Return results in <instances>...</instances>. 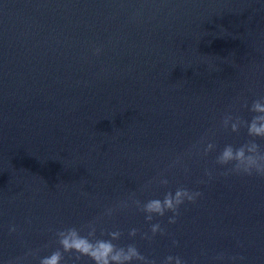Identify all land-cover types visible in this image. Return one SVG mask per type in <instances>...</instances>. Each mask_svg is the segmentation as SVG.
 Masks as SVG:
<instances>
[{
  "label": "water",
  "instance_id": "95a60500",
  "mask_svg": "<svg viewBox=\"0 0 264 264\" xmlns=\"http://www.w3.org/2000/svg\"><path fill=\"white\" fill-rule=\"evenodd\" d=\"M260 97L264 0H0V264H39L91 221L156 264H264V178L215 163L249 139L225 114ZM178 187L202 195L175 224L133 202ZM151 223L165 233L142 239Z\"/></svg>",
  "mask_w": 264,
  "mask_h": 264
},
{
  "label": "clouds",
  "instance_id": "9594fccd",
  "mask_svg": "<svg viewBox=\"0 0 264 264\" xmlns=\"http://www.w3.org/2000/svg\"><path fill=\"white\" fill-rule=\"evenodd\" d=\"M96 51L98 53L100 50L97 49ZM244 107H248L247 103ZM248 110L253 114L250 120L233 116L230 113L223 117L221 121L223 129L230 130L232 133H239L241 128H245L249 139L239 146L225 145L216 156L215 163L226 168V171L222 173L224 175H255L264 178V147L257 142L258 139L264 140V97L253 100ZM215 148L214 143L208 142L203 150V155H208ZM205 174L211 176V172L207 170ZM158 183L167 186L169 180L160 178ZM201 195L202 193L199 191L178 187L174 192H165L162 198H152L146 202L135 199L133 202L137 209L145 214L146 221L151 222L154 217H164L167 213H171L168 216V223L175 224L180 215V207L185 202L195 203ZM121 207H127V204L122 203ZM112 213L113 209H108L106 215L111 216ZM15 230L14 226L9 229L10 232ZM149 231L151 236L145 232L141 238L151 241L157 234L163 235L165 233V229L160 223H151ZM137 232L138 229L132 228L128 235L135 237ZM121 236L122 233L119 230L101 231L98 236L95 221L87 223L82 228L66 227L56 231L55 237L58 247L49 255L40 258L39 264H66V255L69 258L74 257L76 261L86 257L92 264H133V262L156 264L154 260H149L143 255L136 244L120 245L115 243L120 240ZM173 244L177 245L178 241L174 240ZM216 258L223 259V255L221 254ZM173 260H175V264H185L179 256L173 257L171 255L165 257L162 264H171Z\"/></svg>",
  "mask_w": 264,
  "mask_h": 264
}]
</instances>
